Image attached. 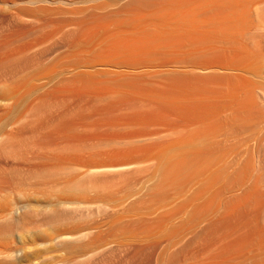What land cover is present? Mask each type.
Instances as JSON below:
<instances>
[{
  "label": "rangeland",
  "instance_id": "1",
  "mask_svg": "<svg viewBox=\"0 0 264 264\" xmlns=\"http://www.w3.org/2000/svg\"><path fill=\"white\" fill-rule=\"evenodd\" d=\"M175 1L0 0V264H207L250 193L264 248V0Z\"/></svg>",
  "mask_w": 264,
  "mask_h": 264
},
{
  "label": "bare ground",
  "instance_id": "2",
  "mask_svg": "<svg viewBox=\"0 0 264 264\" xmlns=\"http://www.w3.org/2000/svg\"><path fill=\"white\" fill-rule=\"evenodd\" d=\"M181 1H182V3H181V5H182V6H181L182 9H184V7L187 6V9H189L190 11H192L191 8L194 6V5H193V3H194L193 0H192V1L189 0L188 3H187L186 0H184V1L181 0ZM190 1H191V2H190ZM194 1H196V0H194ZM202 1H203V0H202ZM204 1H205V0H204ZM206 1H207V0H206ZM226 1H227V0H226ZM175 2H177V4H180L179 0H177V1H175ZM175 2H174V3H175ZM178 2H179V3H178ZM192 2H193V3H192ZM199 2H201V1H199ZM213 2H214V1H213ZM228 2H229V3H228ZM228 2H226V3L230 4L232 1H229V0H228ZM172 3H173V2H172ZM186 3H187V5L183 6V5L186 4ZM191 3H192V4H191ZM195 3H196V2H195ZM195 3H194V4H195ZM223 3H224V2H223ZM223 3H222V5H223ZM233 3L236 4V2H233ZM233 3L230 4V5L233 6V5H234ZM190 4L192 5V7L190 6ZM203 4H204V3H203ZM205 4H206V2H205ZM205 4H204V5H205ZM220 4H221V1H220ZM228 4H225V5L229 6ZM210 5H211V4H210ZM214 5H218V4H214ZM222 5H221V6L218 5V6H220L219 8H221ZM225 5H224V6H225ZM200 6H201V4H200ZM208 6H209V5H208ZM218 6H217V7H216V6L213 7L214 9H217L216 12H215V10H214V13H216V14L221 10V9L218 10ZM236 6H238V5H236ZM174 7L178 8V5L176 6V4H174L173 8H174ZM188 7H189V8H188ZM190 7H191V8H190ZM195 7H196V6H195ZM195 7H194V8H195ZM205 7H207V5H206ZM205 7H204V8H205ZM229 7H230V6H229ZM171 8H172V7H171ZM171 8H170V9H171ZM204 8H202V10H204ZM210 8H211V6H210ZM213 8H212V9H213ZM234 8H235V7H234ZM182 9L179 7L178 9H174V10H177V11H176L177 15H178V14H181V13H184V10H185V11H186V12H185L186 15H184V14H185V13H184V14H182V16H187V17H182L181 15H178L179 18L177 19V18H176L177 15L171 17L172 14H173V13H172V14L169 16V19L165 16V18H167L166 22H167L168 20L171 19V22H170V21H169V22L172 23V24H174L173 22L176 23V22L178 21L177 24L179 23L180 26H183V24L185 23L184 26L189 27V29H190V27L193 25L192 22H194V20H195V18H193V17H194V14H193V13H190L189 10H186V9L182 10ZM192 9H193V8H192ZM207 9H208V7L206 8V10H207ZM179 10H180V11L182 10L183 12L181 11V13H180V12L178 13ZM200 10H201V9H200ZM208 10H209V9H208ZM223 10H224V12H225V9H224V8H223ZM234 10H235V9H234ZM236 10H237V7H236ZM204 11H205V10H204ZM187 12H188V13H187ZM194 12H195V11H194ZM197 12H198V13H197L198 16H201V15H202V13L199 14V11H197ZM202 12H203V11H202ZM234 12L236 13V11H232V10H231V12L229 11V13H231L232 16H234V15H233V14H235ZM250 12H251V11H250ZM153 13H154V12H153ZM174 13H175V12H174ZM189 13H190V14H189ZM227 13H228V12H227ZM227 13H226L227 16H226V15L222 16V11H221V13H219V14H221V17L218 18V19L215 17L216 20L214 19V16H215L216 14H215V15L213 14L214 16H213L212 19H214V21H213V20H208L209 17L207 18V21H204L205 19L203 20V19H201V18L199 17L201 20L204 21V22H202L200 25H198L197 23H198V22H201V21L197 20V19H199V18H196L197 23L195 22L196 25H195V24L193 25L194 27L196 26V27H195L196 29H195L194 27H193V28L191 27V28H192V31H194V29H195V32H196V31H197V28H200V30H201V28H204L205 31H204V30H203V31L198 30V32L202 34V35H201V34H199V35H201L203 38L206 37L207 34H208V35H209L210 33L212 34V32H215V30H218V32L221 30V32H220L219 35H221V34L223 35V33H224L225 35L228 36V30H232V29L234 30V29L236 28L235 26L237 25L236 22H237L238 20L235 19V18H233L234 20H231V19H230V18H231V17H230L231 14L228 13V14L230 15V16H228ZM192 14H193V15H192ZM219 14H217V15L219 16ZM223 14H224V13H223ZM174 15H175V14H174ZM190 15H191V16H190ZM217 15H216V16H217ZM153 16H154V15H153ZM236 16H237V15H236ZM170 17H171V18H170ZM174 17H175L176 19H172V18H174ZM189 17H191V19H194V20H192V21L189 20V19H190ZM210 17H211V16H210ZM234 17H235V16H234ZM247 17H248V16H247ZM148 18H149V17H148ZM152 18H153V17H152ZM158 18H159V17H158ZM158 18H155V19H158ZM161 18H162V17H161ZM180 18H182V19H180ZM184 18H187V20H188V21H191V22L188 23V21L185 20ZM140 19H141V18H140ZM179 19H180V20H179ZM183 19H184L185 21H187V22L182 21ZM138 20H139V18H138ZM138 20H137V21H138ZM161 20H164V17H163V19H161ZM174 20H175V21H174ZM235 20H237V21H235ZM172 21H173V22H172ZM233 21H234L235 24H236V25L234 24V26H232L233 24L230 25L231 22L233 23ZM133 22H134V21H133ZM154 22H155V24H154ZM156 22H157V20L153 21L151 24H152V25L154 24V25L156 26ZM166 22H165V24H166ZM169 22H168V23H169ZM180 22H182V23H180ZM183 22H184V23H183ZM127 23H128V22H127ZM149 23H150V21H149ZM159 23H160V24H161V23L164 24V21L161 22V21L159 20L157 26H159ZM168 23H167V24H168ZM137 24H138V23H137ZM142 24H144V23L142 22ZM142 24H141V25H142ZM151 24H150V25H151ZM162 24H161V25H162ZM165 24H164V28H162L161 25L159 26V28H160V32H161L162 29H163V30H164V31H163L164 34H169V33H170V31H169L170 29H169V27H168V28H167V27L165 28V26H166ZM187 24H188V26H187ZM211 24H213V25L215 24V26H216V24H217V25L222 26V27H216V28H215V27L212 25V26H213L212 29L215 28V29H213L214 31H212V30H210V28H208V26H211ZM227 24H228V26L230 25V27H228ZM124 25H125V24H124ZM169 25H170V27L172 26L171 24H168L167 26H169ZM175 25H176V24H175ZM175 25H174V26H175ZM197 25H198V27H197ZM119 26H120V25H119ZM231 26H232L233 28H232ZM148 27H149V26H148ZM161 28H162V29H161ZM182 28H183V27H182ZM231 28H232V29H231ZM143 29H144V28H143ZM153 29H155V28H153ZM168 29H169V30H168ZM187 29H188V28H186V31H187ZM206 29H207V30H206ZM226 29H227V30H226ZM249 29H250V28H249ZM116 30H117V29H115V32H116ZM122 30H123V29H122ZM125 30H128V29H124V31H125ZM137 30H138V29H137ZM139 30H140V29H139ZM167 30H168V31H167ZM178 30L180 31V30H182V29H178ZM184 30H185V28H184ZM184 30H183V31H184ZM190 30H191V29H190ZM190 30H189V31H190ZM209 30H210V31H209ZM233 30H232V31H233ZM107 31H108V30H107ZM119 31H120V30H119ZM129 31L132 32V30H129ZM155 31H157V29H155ZM176 31H177V30H176ZM183 31H182V32H183ZM192 31H191V32H192ZM206 31H207V32L209 31V33H204V32H206ZM224 31H225V32L227 31V32L225 33ZM121 32H123V31H121ZM136 32H138V31H136ZM140 32H142V31H140ZM143 32H144V31H143ZM168 32H169V33H168ZM216 32H217V31H216ZM216 32H215V33H216ZM222 32H223V33H222ZM93 33H94V32H93ZM152 33H153V32H152ZM203 33H204V34H203ZM229 33H231V31H229ZM233 33H234V32H233ZM233 33H231V34H233ZM240 33H241V32H240ZM115 34H116V33H115ZM119 34H120V33H119ZM146 34H148V33H146ZM188 34H189V36H191V35H190V32H189ZM205 34H206V35H205ZM211 34H210L209 36H212L214 33H213L212 35H211ZM93 35H94V34H93ZM130 35H131V34H130ZM136 35H137V34H136ZM143 35H144V34H143ZM162 35H163V34H162ZM208 35H207V36H208ZM216 35H218V34L216 33ZM216 35H215V36H216ZM113 36H114V35H113ZM113 36H111V37H113ZM147 36H149V35H146V37H147ZM150 36H151V34H150ZM155 36H156V35H155ZM155 36H154V37H155ZM201 36H200V37H201ZM238 36L240 37V35H238ZM132 37H133V36H132ZM144 37H145V36H144ZM202 37H201V38H202ZM223 37H224V36H223ZM125 38H127V37H125ZM152 38H153V37H152ZM161 38H162V37H161ZM196 38H197V37H196ZM209 38H210V37H209ZM217 38H218V37H217ZM226 38H227V37H226ZM129 39H130V38H129ZM134 39H135V38H134ZM143 39H144V38H143ZM183 39H184V38H183ZM213 39H214V38H213ZM117 40H118V39H117ZM153 40H154V39H153ZM174 40H175V39H174ZM180 40H181V39H180ZM189 40H190V39H189ZM80 41H81V40H80ZM120 41H121V39H120ZM129 41H130V40H129ZM158 41H159V40H158ZM172 41H173V40H172ZM184 41H185V40H184ZM186 41H187V40H186ZM196 41H197V40H196ZM220 41H223V40H220ZM141 42H142V41H141ZM175 42H177V41H175ZM187 42H188V41H187ZM207 42H208V41H207ZM215 42H216V41H215ZM225 42H226V41H225ZM107 43H108V42H107ZM114 43H115V42H114ZM117 43H118V42H117ZM122 43H123V42H122ZM145 43H146V42H145ZM170 43H171V42H170ZM188 43H189V42H188ZM188 43H187V44H188ZM219 43H220V42H219ZM115 44H116V43H115ZM115 44H114V45H115ZM123 44H124V43H123ZM146 44H147V43H146ZM152 44H153V42H152ZM168 44H169V43H168ZM173 44H174V43H173ZM191 44H193V43L191 42ZM106 45H107V44H106ZM154 45H155V44H154ZM188 45H189V44H188ZM176 46H177V45H176ZM178 46H179V45H178ZM181 46H182V45H181ZM181 46H180V47H181ZM190 46H191V45H190ZM190 46H189V47H190ZM111 47H112V46H111ZM133 47H134V46H133ZM140 47H141V46H140ZM145 47H146V46H145ZM148 47H149V46H148ZM167 47H170V46H167ZM185 47H188V46H185ZM209 47H210V46H209ZM113 48H114V47H113ZM121 48H123V47H121ZM137 48H138V46H137ZM142 48H143V47H142ZM163 48H165V47H163ZM175 48H176V47H175ZM211 48H212V46H211ZM216 48H218V47H215V49H216ZM105 49H108V48L105 47ZM118 49H120V48H118ZM156 49H157V48H156ZM159 49H160V48H159ZM171 49H172V48H171ZM179 49H180V48H179ZM203 49H204V48H203ZM208 49H209V48H208ZM213 49H214V47H213ZM215 49H214V50H215ZM111 50H112V49H111ZM142 50H143V49H142ZM145 50H146V49H145ZM196 50H198V49H195L194 51L192 50L193 53H196V52H195ZM214 50H213V51H214ZM115 51H116V50H115ZM127 51H129V50H127ZM139 51H140V50H139ZM200 51H201V50H200ZM90 52H91V51H90ZM153 52H154V51H153ZM207 52H209V51H207ZM113 53H114V52H113ZM120 53H121V52H120ZM124 53H125V52H124ZM135 53H136V52H135ZM146 53H147V51H146ZM149 53H152V52H149ZM172 53H173V52H172ZM172 53H171V54H172ZM181 53H182V52H181ZM189 53H190V51H189ZM191 53H192V52H191ZM132 54H133V53H132ZM164 54H166V53H164ZM177 54H178V53H177ZM179 54H180V53H179ZM179 54H178V55H179ZM182 54H183V53H182ZM186 54H188V53H186ZM204 54H205V53H204ZM217 54H218V53H217ZM243 54H244V53H243ZM243 54H242V55H243ZM101 55H102V53H101ZM109 55H110V54H109ZM126 55H128V54H126ZM136 55H137V54H136ZM148 55H149V54H148ZM240 55H241V54H240ZM104 56H105V55H104ZM111 56H112V55H111ZM149 56H150V55H149ZM151 56H152V55H151ZM151 56H150V57H151ZM154 56H155V55H154ZM194 56H195V55H193L192 57H194ZM172 57H173V56H172ZM192 57H191V58H192ZM199 57H200V56H199ZM103 58H104V57H103ZM116 58H117V56H116ZM180 58H181V57H180ZM184 58H185V57H184ZM188 58H190V55L188 56ZM188 58H187V59H188ZM233 58H234V57H233ZM109 59H110V58H109ZM122 59H124V58H122ZM151 59H152V58H151ZM124 60H125V59H124ZM156 60L158 61V59H155V61H156ZM237 60H238V59H237ZM120 61H121V60H120ZM147 61H148V60H147ZM149 61H151V60H149ZM152 61H153V60H152ZM178 61H179V59H178ZM180 61H182V60L180 59ZM207 61H208V60H207ZM160 62H161V61H160ZM184 62H185V61H184ZM128 63H129V62H128ZM174 63L177 64L176 62H174ZM181 63H182V62H181ZM199 63H200V62H199ZM110 64H112V63H110ZM114 64H115V63H114ZM138 64H139V63H138ZM145 64H146V63H145ZM179 64H180V63H179ZM183 64H184V63H183ZM189 64H190V63H189ZM201 64H202V63H201ZM236 64H237V63H236ZM119 65H120V64H119ZM140 65H141V64H140ZM160 65H161V64H160ZM164 65H165V64H164ZM170 65H171V64H170ZM172 65H174V64H172ZM199 65H200V64H199ZM203 65H204V64H203ZM206 65H207V64H206ZM209 65H210V64H209ZM226 65H227V64H226ZM126 66H127V65H126ZM223 66H224V65H223ZM227 66H228V65H227ZM107 67H108V66H107ZM189 68H190V67H189ZM209 68H210V67H209ZM111 69H112V68H111ZM166 69H168V68H166ZM186 69H187V68H186ZM197 69H198V68H197ZM201 69H203V68L201 67ZM140 70H141V69H140ZM144 70H145V69H144ZM146 70H147V69H146ZM148 70H149V68H148ZM148 70H147V71H148ZM174 70H175V69H174ZM178 70H179V69H178ZM189 70H190V69H189ZM192 70H193V69H192ZM192 70H191V71H192ZM198 70H199V69H198ZM207 70H211V69H207ZM127 71H128V70H127ZM127 71L125 70L124 72H127ZM136 71H137V70H136ZM147 71H146V72H147ZM124 72H123V73H124ZM128 72L131 73L130 71H128ZM142 72H144V71H142ZM198 72H199V71H198ZM132 73H133V72H132ZM180 73H182V72H180ZM183 73H184V72H183ZM186 73H187V72H186ZM192 73H193V72H192ZM134 74H135V72H134ZM130 77H131V76H130ZM133 77H136V76H133ZM139 77H140V76H139ZM144 77H146V76L144 75ZM121 78H122V76L120 77V79H121ZM125 78H126V77H125ZM127 78H128V77H127ZM147 78H148V77H147ZM116 79H117V77H116ZM192 79H193V78H192ZM192 79H191V80H192ZM193 80H194V79H193ZM208 80H209V79H208ZM120 81H121V80H120ZM202 81H203V80H202ZM146 82H147V81H146ZM203 82H204V81H203ZM137 83H138V82H137ZM141 83H143V82H141ZM147 83H148V82H147ZM151 84H152V83H151ZM205 84H206V83H205ZM124 85H125V84H123V86H124ZM175 85H176V84H175ZM115 86H116V85H115ZM193 86H194V85H193ZM118 87H119V86H118ZM179 87H181V86H179ZM179 87H178V89H179ZM197 87H199V86H197ZM125 88H126V87H125ZM132 88H133V87H132ZM192 88H193V87H192ZM135 89H136V88H135ZM199 90H200V89H199ZM106 91H107V90H106ZM112 91H114V90H112ZM116 91H120V90H116ZM122 91H123V90H122ZM177 91H178V90H177ZM189 91H190V88H189ZM100 92H101V91H100ZM103 92H104V91H103ZM107 92H109V91H107ZM107 92H106V94H107ZM123 92H126V91H123ZM127 92H128V91H127ZM150 92H151V91H150ZM121 93H122V92H121ZM154 93H155V92H154ZM172 93H173V92H172ZM98 95H99V94H98ZM108 95H109V93H108ZM111 95H112V94H111ZM146 95H147V94H146ZM151 95H152V94H151ZM163 95H164V94H163ZM195 95H196V94H195ZM93 96H94V95H93ZM100 96H102V95H100ZM100 96H98V97H100ZM106 96H107V95H106ZM107 97H109V96H107ZM139 97H140V96H139ZM192 97H193V96H192ZM192 97H191V98H192ZM194 97H195V96H194ZM196 97H198V96H196ZM95 98H96V97H95ZM101 98H103V96H102ZM174 98H176V97H174ZM136 99H137V98H136ZM136 99H135V100H136ZM151 99H152V98H151ZM153 99H154V98H153ZM181 99H182V98H181ZM170 100H171V99H170ZM199 100H200V99H199ZM216 100H217V99H216ZM141 101H142V100H141ZM141 101H140V102H141ZM128 102H129V101H128ZM131 103H132V102H131ZM137 103H138V101H137ZM142 103H144V102L142 101ZM142 103H141V104H142ZM145 103H146V102H145ZM169 103H170V102H169ZM134 104H135V103H134ZM129 105H130V104H129ZM135 105H136V104H135ZM151 105H152V103H151ZM132 107H133V105H132ZM134 107H135V106H134ZM140 121H141V120H140ZM148 121H150V120H148ZM148 121H147V123H148ZM151 121H152V120H151ZM128 126H129V125H128ZM130 126H131V125H130ZM133 126H135V125H133ZM136 126H137V125H136ZM146 127H147V126H146ZM117 141H118V140H117ZM186 143H187V142H186ZM158 155L160 156V154H158ZM129 157H130V156H129ZM115 158H116V157H115ZM118 158H119V157H118ZM140 158H141V157H140ZM142 158H143V157H142ZM146 159H147V158H146ZM141 160H142V159H141ZM135 161H136V160H135ZM137 161H138V160H137ZM150 161H151V160H150ZM142 162H143V161H142ZM146 162H147V161H146ZM127 163H128V162H127ZM143 163H144V162H143ZM104 164H105V163H104ZM109 164H111V163H108V164H107L108 166H104V167L101 166V167H103L102 169L99 168V166H98V170L101 169V170L104 171V169H109L110 171H116V169L121 170V168H124V167L126 168V166H127V164H124V163H122V164H119V163H117V164L115 163V164H114V163H113L114 165H112V164L109 165ZM130 164L132 165V163H130ZM105 165H106V164H105ZM184 165H185V164H184ZM128 168H129V167H128ZM109 170H108V171H109ZM105 171H106V170H105ZM108 171H107V172H108ZM197 173H198V172H197ZM209 173H210V172H209ZM196 175H197V174H196ZM198 175H199V174H198ZM201 176H202V175H201ZM214 176H215V175H214ZM220 176H221V175H220ZM220 176H218V177H220ZM235 176H236V175H235ZM192 177H194V175H193ZM195 178H196V177H195ZM198 178H199V177H198ZM203 178H204V177H203ZM241 178H242V177H241ZM206 179H207V178H206ZM206 179L204 178V180H206ZM220 179H221V178H220ZM228 179H229V178H228ZM228 179H227V180H228ZM233 179H234V178H233ZM204 180H203V181H204ZM200 181H201V180H200ZM203 181H202V182H203ZM239 181H240V180H239ZM242 181H243V180H242ZM244 181H245V180H244ZM205 182H206V181H205ZM213 182H214V181H213ZM216 182H217V181H216ZM225 182H226V181H225ZM225 182H224V183H225ZM199 183H200V182H199ZM218 183H219V182H218ZM240 183H241V182H240ZM231 184H232V183H231ZM231 184H230V185H231ZM234 185H235V184H234ZM228 186H229V185H228ZM226 187H227V186H226ZM198 188H199V187H198ZM216 188H219V187H216ZM207 189H208V188H207ZM209 189H210V188H209ZM232 189H233V188H232ZM250 189H251V188H250ZM250 189H249V190H250ZM202 190H203V189H202ZM221 190H222V189H221ZM225 190H226V189H225ZM227 190H228V189H227ZM229 190H230V189H229ZM205 191H206V190H205ZM205 191H204V192H205ZM213 191L215 192V190H211L210 192H213ZM199 192H200V191H199ZM223 192H224V191H223ZM193 193H194V192H193ZM197 193H198V192H197ZM220 193L222 194V192H220ZM253 193H254V192H253ZM201 194H203V193H201ZM221 194H220V195H221ZM233 194H235V193H233ZM239 194L241 195V193H239ZM203 195H204V194H203ZM205 195H206V194H205ZM211 195H212V194H211ZM218 195H219V194H218ZM229 195H231V194H229ZM193 197H194V195H193ZM196 197H197V196H196ZM206 197H207V196H206ZM215 197H216V196H215ZM235 197H236V196H235ZM187 198H188V197H187ZM199 198H200V197H199ZM207 198H209V197H207ZM224 198H225V197H224ZM252 198H253L252 193H250V194H246V195L242 196L241 199L239 198V200H238V202H236L235 206L233 205L234 207L232 206V209H229V210H228V211H229V215H227V216H228L229 218L227 217V218H228L227 220H229L230 218H232V216L238 218L237 216H240V217H241L242 215L245 216V218H247V217L249 218L250 216H248V215H249L250 213L254 216L253 213L256 212L257 205L254 203V201L252 200ZM204 199H205V198H204ZM210 199H211V198H210ZM225 199H226V198H225ZM201 201H202V199H201ZM231 201H232V200H231ZM231 201H230V202H231ZM198 202H200V201H198ZM198 202H197V203H198ZM210 202H211V201H210ZM222 202H223V201H222ZM228 202H229V201H228ZM230 202H229V203H230ZM195 203H196V202H195ZM197 203H196V204H197ZM207 203H208V204H207ZM206 204H207V205H206ZM223 204H226V203H223ZM227 204H228V203H227ZM185 205H186V204H185ZM193 205H195V204H193ZM204 205H205V206H204ZM210 205H211V204H209V202H205V203L202 205V207L198 208L197 210L195 209V210H196V216H195V217H197V216L199 217V215L201 216L203 213H205V212L211 207ZM219 205H220V204H219ZM228 206H229V205H228ZM217 208H219V207H217ZM219 209H220V208H219ZM221 209H223V208H221ZM221 209H220V210H221ZM260 209H261V208H260ZM188 210H189V209H188ZM213 210H214V209H213ZM223 210H225V208H224ZM249 210H251V211H249ZM192 211H193V210H192ZM262 211H263V210H262ZM194 213H195V212H194ZM194 213H193V215H194ZM216 213H217V212H216ZM205 214H206V213H205ZM205 214H204V215H205ZM251 214H250V215H251ZM190 215H191V213H190ZM221 215H222V214H221ZM236 215H237V216H236ZM252 215H251V217H250V219H249V220L252 221V222L247 221L248 218L245 219V218H243V216L241 217V218L245 219V220H243V223L241 222L242 219H240V221H239V219H238V222H241L242 224H241V223H240V224H239V223H236L237 220L234 219L233 222L236 223L239 227H241V229L239 228L238 231L236 230V229L238 228V226H237V228H236V225H235V228H236V229L234 228V229H235L234 231H237L238 234H239V236H235V235H237V234H236L237 232L234 233V231H233V233H229V232H227V236H228V233H229V234H232L231 236L229 235L227 238H226V236H225V237L223 236V238L221 239V237H220V238L218 239V241L215 239L217 242H222V243H220L221 245H220L219 243H217V242H214V243L219 244V245H220V248H219V245H218V246L216 245V246H215L216 249H217V247L219 248V249H217V251H216V249H214L215 247L212 246V245H213V244H212V245H211V246H212L211 249H212L213 251H211L210 247H209L210 250H209V249H208V250H209V253L213 255V257H212V255H211V257H210V256H209L210 254H208V256H206V257H210L211 259L207 258V259L210 260V261H208L207 259H205L204 262H207V261H208L207 264H264V248H263L262 243H261V240H260V238H259V236H258L259 233H258V234L256 233V232H258V230H257V229L254 230V229H255V228H254L255 226L253 227V224H254L258 219L255 220L257 217L254 216L255 218L253 217V218H254V221H253V219H252ZM255 215H256V214H255ZM211 216H213V215H211ZM222 216H223V215H222ZM222 216H221V217H222ZM225 216H226V213H225ZM230 216H231V217H230ZM246 216H247V217H246ZM190 217H191V216H190ZM190 217H189V218H190ZM215 217H216V216H215ZM192 218H193V217H192ZM208 218H209V217H208ZM212 218H213V217H212ZM224 218H225V217H223L222 222L224 221ZM164 219H165V218H164ZM220 219H221V218H220ZM192 220H194V219H192ZM227 220H226V221H227ZM261 220H262V219H261ZM189 221H190V220H189ZM207 221H208V220H207ZM216 221H217V220H216ZM244 221H245V222H244ZM257 222H258V221H257ZM188 223H189V222H188ZM219 223H220V222H219ZM226 223H227V222H226ZM186 224H187V223H186ZM186 224H185V225H186ZM255 224H257V223H255ZM255 224H254V225H255ZM240 225H241V226H240ZM250 225H251V226H250ZM164 226H165V225H164ZM183 226H184V225H183ZM231 227H233V226H231ZM252 227H253V228H252ZM181 228H182V227H181ZM183 228H184V227H183ZM183 228H182V229H183ZM245 228L247 229V232H245V234H244V233L241 234V232H243V231L246 230ZM249 228H250V229H249ZM222 229H223V228H222ZM232 229H233V228H231L230 232L232 231ZM243 229H245V230H243ZM251 229H253L254 231L251 230ZM210 230H211V229H210ZM219 230H221V229H219ZM239 230H242V231L240 232ZM255 231H256V232H255ZM234 234H235V235H234ZM240 234H241V235H240ZM243 234H244V235H243ZM215 235H216V234H215ZM233 236H234V237H233ZM211 237H212V236H211ZM231 237H232V239H231ZM223 239H224V241H225V239H227V242H225L226 244H225L224 246H223V244H224ZM207 240H208V239H207ZM219 240H221V241H219ZM202 242H203V241H202ZM205 245H206V244H205ZM214 251H215L216 254L214 253ZM207 253H208V251H207ZM201 254H203V253H201ZM196 255H197V254H196ZM204 255H205V253H204ZM197 256H198V255H197ZM195 258H196V257H195ZM200 258L202 259L201 256H200ZM195 260H197V259H195ZM196 263H197V262H196ZM200 264H203V262L200 263ZM205 264H206V263H205Z\"/></svg>",
  "mask_w": 264,
  "mask_h": 264
}]
</instances>
